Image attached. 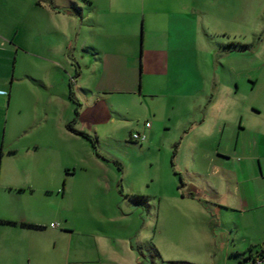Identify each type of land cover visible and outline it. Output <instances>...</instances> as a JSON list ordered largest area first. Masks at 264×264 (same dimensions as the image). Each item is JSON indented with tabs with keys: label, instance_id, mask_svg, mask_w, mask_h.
I'll return each instance as SVG.
<instances>
[{
	"label": "crops",
	"instance_id": "crops-1",
	"mask_svg": "<svg viewBox=\"0 0 264 264\" xmlns=\"http://www.w3.org/2000/svg\"><path fill=\"white\" fill-rule=\"evenodd\" d=\"M83 1L89 6L86 31L94 38L85 36L78 45L74 10L83 16L80 0H0V120L5 118L4 133L0 129V237L6 235L0 240H6L4 247L12 254L5 264H21L14 257L18 254L28 264L50 263L42 240H53L55 248L59 240H73L75 232L87 236L92 218L119 227L95 240H132L129 224L127 235L121 230L130 208L124 210V198L118 205L112 201L122 161L95 148L106 134L99 115L107 122L129 117L121 97L137 101L160 93L170 98L171 108L184 102L174 122L181 129L175 145L191 153L181 169L171 163L180 185L167 195L168 208L203 213L210 202L223 237L214 240H231L225 248V256L233 259L229 264H247L240 260L249 248L251 254L264 248V152L238 140L240 121L235 126L227 111L229 87L221 80L219 92L216 78L225 63L209 64L214 46L203 20L243 16L254 5L255 15L264 19V0ZM124 19L141 21L140 50L137 34L121 29ZM259 40L255 46L227 43L224 49L259 52L255 65L263 68ZM82 50L89 51L86 59ZM202 51L208 54L206 67L199 58ZM83 66L92 76L83 73ZM204 69L212 70L208 77ZM207 82L210 93L204 92ZM70 94L78 102L76 116ZM147 112L140 127L145 140L158 116L152 109ZM72 119L73 127L92 136L93 143L66 127ZM115 129L107 130L109 137ZM133 129L128 126L129 135ZM181 185L188 191H179ZM99 194L111 197L110 203L99 201Z\"/></svg>",
	"mask_w": 264,
	"mask_h": 264
},
{
	"label": "rangeland",
	"instance_id": "rangeland-1",
	"mask_svg": "<svg viewBox=\"0 0 264 264\" xmlns=\"http://www.w3.org/2000/svg\"><path fill=\"white\" fill-rule=\"evenodd\" d=\"M77 6L83 8L82 17L77 8L74 10L75 30L78 32V45H80L83 37L94 38V35L93 32L86 31L85 15L89 12V6L83 0H80ZM255 7L254 5L253 10H248L245 15H235L232 19H226L220 15L215 19L205 18L203 25L207 27L206 30L210 31L209 38L214 46L213 52L209 54V64L222 60L225 63L224 68H218L216 78L219 82L222 80L224 83L225 81L229 87L230 92L227 95L230 101L228 106H230L227 111L234 117L235 126L238 125L237 121H240L238 140L241 143L245 142L251 150L264 152V67L260 68L258 64L255 65L259 52L244 54L242 51L224 49L227 43L250 42L252 46L253 44L255 46L258 38L261 48L264 49V32L261 31L264 27V19L255 15ZM238 8L240 7L236 5V10ZM247 9L251 7L247 6ZM135 21L122 20L121 29L137 34L140 50L143 26L141 21L138 23ZM79 23H81L80 29ZM75 50L78 52L79 48ZM81 55H85L86 59L89 51L82 50ZM207 55L204 51L199 54L204 67L208 64L205 62ZM211 71L204 69V77H208ZM83 73L92 76V72L84 66ZM210 86V82H207L204 92L210 93ZM218 88L221 92L222 82ZM121 98L123 113L125 114L127 110L129 117L125 114L120 119L117 116L115 122H107V117L100 114V127L106 131V134L101 136L99 142H95V148L97 151L99 149L114 155L122 161V168L119 169L121 182L118 190L113 194L112 201L118 205V201L124 198L122 203L124 210L126 207L130 208L121 230L123 235H127L125 224H129L132 240H95L99 234L108 236L113 230L117 232L119 227H113L112 223H102L92 218L90 221L92 234L83 236L75 232L73 240H61V242L59 240L55 248L52 246L53 240H42L45 241V245L41 250L48 252V256L47 254L45 256L50 259V263L46 262V264L231 263L232 258L225 256V248L231 240H214V238L223 239V237L218 232L217 215L210 202H205L209 211L203 213L193 208L180 212L168 208L167 195L175 191L177 185H180L179 174H174L171 163L173 161L181 169L184 162L191 157L187 148L175 145V142L180 139L181 129L176 127L174 122L178 113L185 109L184 102L182 106L180 102L178 108L174 109L170 106L171 102L167 94L160 93L154 97L143 95L137 101H127L125 97ZM105 104L108 105L106 102ZM148 109L158 114L157 121L154 123V132L146 140L130 139L128 126L134 127L132 132L140 130L145 117L149 115ZM0 121V129L4 133V116ZM114 127L116 129L112 138L108 136L111 133L107 130ZM186 136L191 137V132ZM261 159L263 160L262 156ZM181 175L186 178L187 174L181 172ZM188 189L189 186L181 185L178 190L185 193ZM120 191L121 195L118 194ZM130 191L134 193L126 196ZM97 198L99 201L105 200L106 203H110L111 199L103 194H99ZM207 200L210 199L207 197ZM4 237L6 235L3 233L0 239ZM5 241L0 240V264H5L12 258V254L4 247ZM54 249L55 251H52ZM14 257L21 264H28L23 258L24 255L18 254Z\"/></svg>",
	"mask_w": 264,
	"mask_h": 264
},
{
	"label": "trees",
	"instance_id": "trees-1",
	"mask_svg": "<svg viewBox=\"0 0 264 264\" xmlns=\"http://www.w3.org/2000/svg\"><path fill=\"white\" fill-rule=\"evenodd\" d=\"M69 97H70V99H72V100L74 101V103H75L74 112H75V116H76L77 113H78V102H77V100H76L71 94L69 95ZM75 116H74V119H75ZM74 119L68 121V122L66 123V127H67L68 129H70V130H72V131H74V132H76V133H78V134L84 136V137H87V138L91 139V141H92V143H93V138H92V136H90L88 133H86V132H84V131L77 130V129H75V128L73 127L72 122H73ZM92 145L94 146V144H92ZM118 168H120V167L118 166ZM132 196H134V195H132ZM135 197H136V196H135ZM248 252H249V254H248L247 256H244V255L242 256V260H240V262H241V263H242V262H246L247 264H254V263H255V260H256V257L263 256V255H264V248H259V249L255 250L254 254H251V253H250V248H249ZM177 263H181V262H177ZM182 264H183V263H182Z\"/></svg>",
	"mask_w": 264,
	"mask_h": 264
},
{
	"label": "built area",
	"instance_id": "built-area-1",
	"mask_svg": "<svg viewBox=\"0 0 264 264\" xmlns=\"http://www.w3.org/2000/svg\"><path fill=\"white\" fill-rule=\"evenodd\" d=\"M145 126L149 125L148 121L144 122ZM146 138V134L143 131L137 130V131H133L130 134V139L135 140V141H142ZM59 223L58 222H50V226H58ZM254 264H264V255L263 256H259L256 257L255 263Z\"/></svg>",
	"mask_w": 264,
	"mask_h": 264
}]
</instances>
